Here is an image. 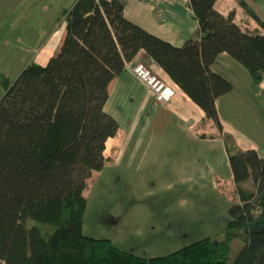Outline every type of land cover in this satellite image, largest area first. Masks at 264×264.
<instances>
[{
	"label": "trees",
	"instance_id": "obj_1",
	"mask_svg": "<svg viewBox=\"0 0 264 264\" xmlns=\"http://www.w3.org/2000/svg\"><path fill=\"white\" fill-rule=\"evenodd\" d=\"M217 0H189L198 23L174 47L123 16L120 0H76L61 13L66 29L46 65L27 64L3 82L0 100V264H264V156L240 150L224 134L215 100L232 86L211 72L226 53L258 85L264 77V23L237 0L259 30L248 32L214 9ZM139 53L159 67L211 121L224 143L241 204L227 210L224 238H202L168 255L139 257L109 239L82 233L83 192L105 165V139L117 124L101 112L107 85ZM251 181L254 191L243 185ZM253 250V254H251Z\"/></svg>",
	"mask_w": 264,
	"mask_h": 264
},
{
	"label": "crops",
	"instance_id": "obj_2",
	"mask_svg": "<svg viewBox=\"0 0 264 264\" xmlns=\"http://www.w3.org/2000/svg\"><path fill=\"white\" fill-rule=\"evenodd\" d=\"M75 1L0 0V55L8 57L2 70L14 71L15 80L29 62L46 65L59 51L65 35L66 25L61 13ZM120 1L124 4L123 16L127 21L174 47H181L197 33L198 23L189 0H166L158 7L137 0ZM244 2L264 23V0ZM214 9L224 16L232 12L234 23L242 30H259L237 0H217ZM22 55L28 59L17 63L18 56ZM131 62H143L173 87L175 95L167 105L156 104L147 86L126 67L107 85L101 112L112 119L118 129L115 136L105 139L104 167L92 171L86 182L83 192L86 208V190L100 175L103 177L101 194H107V188L113 183L120 186L122 175L129 181L136 180L139 186L143 182L151 183L147 189L128 193L139 194L141 199L153 194H172L176 187L191 181L210 178L216 188L220 182H233L224 143L213 123L207 121L204 113L143 53L137 54ZM210 70L232 86L229 93L215 100L223 133L229 135L240 150H253L263 157L264 77L255 85L245 68L226 53L217 56ZM200 143L209 144V148L213 144L218 147L217 158L209 159L212 163L206 161L203 154L195 153L196 148L202 147ZM99 207L103 220L119 224V218L106 213L102 205Z\"/></svg>",
	"mask_w": 264,
	"mask_h": 264
},
{
	"label": "rangeland",
	"instance_id": "obj_3",
	"mask_svg": "<svg viewBox=\"0 0 264 264\" xmlns=\"http://www.w3.org/2000/svg\"><path fill=\"white\" fill-rule=\"evenodd\" d=\"M7 58L0 55V88L3 92L0 100L5 92L3 82L14 80V71L2 70ZM18 58L17 63L28 59L25 55ZM208 145L202 144L195 150V153L203 154L206 161L210 157L217 158L218 152L216 144L210 148ZM223 154L222 151V157ZM102 178L100 175V179L98 177L86 190L87 208L82 233L95 239H109L116 247L139 257L168 255L205 237L222 240L228 208L241 204L233 182H220L216 188L210 178L205 181L195 178L198 182L179 185L172 194H153L148 199H141L139 194L128 193L147 189L151 183L143 182L139 186L136 180L129 181L122 175L120 186L113 183L107 188V194H101ZM243 187L249 192L254 191L251 181ZM134 197L138 201L135 202ZM101 205L106 213L119 218L118 225L102 219ZM240 246L238 241L232 242L227 264H232Z\"/></svg>",
	"mask_w": 264,
	"mask_h": 264
},
{
	"label": "built area",
	"instance_id": "obj_4",
	"mask_svg": "<svg viewBox=\"0 0 264 264\" xmlns=\"http://www.w3.org/2000/svg\"><path fill=\"white\" fill-rule=\"evenodd\" d=\"M110 1V0H107ZM153 6H161L166 0H137ZM132 75L150 90L154 101L159 105H167L175 95L173 87L154 74L143 62H129L125 66Z\"/></svg>",
	"mask_w": 264,
	"mask_h": 264
}]
</instances>
